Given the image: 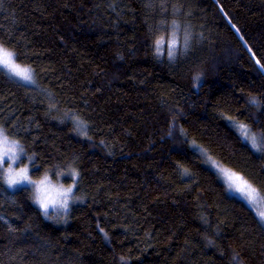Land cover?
<instances>
[{
  "label": "trees",
  "instance_id": "16d2710c",
  "mask_svg": "<svg viewBox=\"0 0 264 264\" xmlns=\"http://www.w3.org/2000/svg\"><path fill=\"white\" fill-rule=\"evenodd\" d=\"M0 44L36 81L0 69V130L31 179L75 184L49 219L0 180V264H264V226L191 147L264 198L233 127L264 132V0H0Z\"/></svg>",
  "mask_w": 264,
  "mask_h": 264
},
{
  "label": "snow or ice",
  "instance_id": "6c2138e0",
  "mask_svg": "<svg viewBox=\"0 0 264 264\" xmlns=\"http://www.w3.org/2000/svg\"><path fill=\"white\" fill-rule=\"evenodd\" d=\"M190 41L191 34L185 31L182 39V45L185 51L190 47ZM159 43L160 42L157 41L158 45ZM180 43V40H178L175 33H173L171 47L168 50L170 59L175 58L176 50L180 47ZM157 52L159 53V47L157 48ZM256 63L264 70V64H261L260 61H256ZM0 69L6 70L8 75L19 78V80L23 81L25 84L36 83L32 70L28 67H21V65L16 62L15 54L3 44H0ZM194 79L199 81L200 75L198 74ZM249 103L255 105L257 108L261 106L260 102L255 97L250 98ZM228 119L232 121V117H228ZM76 123L79 130V128L83 126V121L77 118ZM233 127L243 142L248 143L254 151L264 153V132L258 135L252 132L248 125L240 121H233ZM181 132L183 133V130H181ZM82 134L86 136L87 132H83ZM171 134L172 133L169 132V135ZM191 147L203 157L204 163L210 166L217 177L224 181L226 184V191L234 195L239 194L240 198L244 199L249 205H256L260 202L257 189L243 176L220 164L212 156L208 155L207 150L195 141H192ZM23 152V147L20 146L17 141L10 142L8 136L4 134L3 130H0V180H3V182L12 189L18 186L27 187L31 185L34 189L33 202L43 210V215L46 218L52 219L53 217L49 215V208L59 207L66 210L69 206V199L72 197L75 184L67 188L63 185L56 186L47 175L40 180L31 179L27 167H21L18 171L15 170L12 165L20 161V156ZM6 160L8 161L7 167L4 166ZM70 174L78 175L75 170H71ZM185 174H188L187 170H185ZM259 215L260 218L264 220V211H260Z\"/></svg>",
  "mask_w": 264,
  "mask_h": 264
},
{
  "label": "rangeland",
  "instance_id": "374dc122",
  "mask_svg": "<svg viewBox=\"0 0 264 264\" xmlns=\"http://www.w3.org/2000/svg\"><path fill=\"white\" fill-rule=\"evenodd\" d=\"M172 39L173 38H169V39H165V40H162V41H160V43H159V45L157 44V48L159 47V53H158V55H159V57H161V58H166V57H168L169 58V56H168V50L170 49V47H171V42H172ZM179 50H184L183 49V46L181 45V43H180V47H178L177 48V50H176V54H177V52L179 51ZM3 70V69H2ZM3 71H5L6 72V70H3ZM9 77H11L13 80H16L17 82H19L20 84H22L23 86H26V87H30V86H34V84H25L23 81H21V80H19V78H16V77H12V76H10L9 75ZM76 119L77 118H72L71 119V121L75 124V126H76V130L79 132V134L80 135H82V136H85V135H83L82 133L83 132H86V129H85V127H84V124H83V126L82 127H80L79 128V130H78V127H77V123H76ZM11 142V141H10ZM22 154H21V156H20V161L22 160ZM20 161H18L17 162V164H14V165H12V167L15 169V170H19V168H21V167H27L28 168V170H29V176H30V167H29V165L27 164V165H21L20 164ZM5 163L6 164H8V161L6 160L5 161ZM6 164L4 165L5 167H6ZM209 166V165H208ZM210 167V166H209ZM72 176H74V175H72ZM75 177V176H74ZM30 178H31V176H30ZM50 180H51V178H50ZM52 181V180H51ZM221 181L224 183V181L221 179ZM52 183L53 184H55L56 186H60V185H63V183H61V182H53L52 181ZM225 184V183H224ZM29 187H31V189H32V192H34V189L32 188V186L31 185H28ZM27 186V187H28ZM65 188H67L65 185H63ZM225 186H226V184H225ZM8 187V186H7ZM9 188V187H8ZM18 188H21L20 186H18V187H16L15 189H12V188H9V189H11V190H16V189H18ZM23 188V187H22ZM73 190H74V188H73ZM258 192V191H257ZM229 194H231V195H233V196H235V197H237L238 199H240V200H242L244 203H246L250 208H251V210L255 213V215L257 216V218H258V220L260 221V223L264 226V220H262L261 218H260V215H259V213H260V211H264V198L258 193V198H259V200H260V202L258 203V204H256V205H249L247 202H245V200L244 199H241L240 198V195L239 194H232V193H230V192H228ZM73 194V193H72ZM72 197L69 199V206L72 204ZM37 205V204H36ZM38 206V205H37ZM68 206V207H69ZM39 207V206H38ZM40 208V207H39ZM41 209V208H40ZM68 209V208H67ZM66 209V210H67ZM42 210V209H41ZM65 209H62V208H59V207H55V208H52V207H50L49 208V213H51V214H54V215H56V216H58V215H60V214H62V213H64L65 211H66ZM42 212H43V210H42Z\"/></svg>",
  "mask_w": 264,
  "mask_h": 264
}]
</instances>
